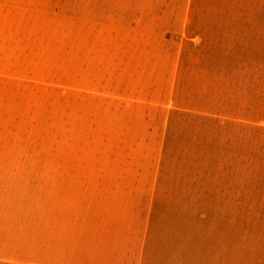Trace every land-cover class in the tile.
I'll list each match as a JSON object with an SVG mask.
<instances>
[{"label":"rangeland","instance_id":"1","mask_svg":"<svg viewBox=\"0 0 264 264\" xmlns=\"http://www.w3.org/2000/svg\"><path fill=\"white\" fill-rule=\"evenodd\" d=\"M120 174L162 188V263L261 251L264 0H0V184L29 200L0 264H46L52 179Z\"/></svg>","mask_w":264,"mask_h":264},{"label":"crops","instance_id":"2","mask_svg":"<svg viewBox=\"0 0 264 264\" xmlns=\"http://www.w3.org/2000/svg\"><path fill=\"white\" fill-rule=\"evenodd\" d=\"M145 60L158 65L161 94L162 50ZM146 113L154 118L151 120L155 140L162 142V109ZM70 177L52 179L64 183L49 189L54 195L47 198L46 204V264H164L162 236L176 238L178 232L175 223L165 227L173 231L162 232V188L134 187V182L140 185L144 180L139 174H120L111 179L118 182L115 187L106 188L69 183L86 180ZM12 190L16 187L0 184V234L2 224L20 217L10 209L29 202L21 196L7 195ZM186 232L190 233V239H186L192 241V229ZM257 241L262 242L261 251L238 254V264H264V238ZM171 244L168 254H177ZM221 261L218 264H232L229 259L227 263L225 259Z\"/></svg>","mask_w":264,"mask_h":264}]
</instances>
